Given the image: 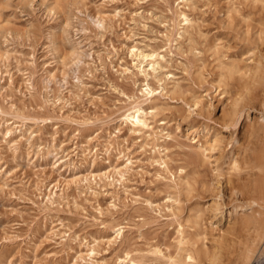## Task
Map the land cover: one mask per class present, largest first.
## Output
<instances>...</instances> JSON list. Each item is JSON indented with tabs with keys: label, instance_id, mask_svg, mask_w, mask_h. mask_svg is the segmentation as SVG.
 Here are the masks:
<instances>
[{
	"label": "rangeland",
	"instance_id": "obj_1",
	"mask_svg": "<svg viewBox=\"0 0 264 264\" xmlns=\"http://www.w3.org/2000/svg\"><path fill=\"white\" fill-rule=\"evenodd\" d=\"M245 215L264 0H0V264H264Z\"/></svg>",
	"mask_w": 264,
	"mask_h": 264
},
{
	"label": "bare ground",
	"instance_id": "obj_2",
	"mask_svg": "<svg viewBox=\"0 0 264 264\" xmlns=\"http://www.w3.org/2000/svg\"><path fill=\"white\" fill-rule=\"evenodd\" d=\"M184 15V19L186 20V21H189V18H188V16L186 15V14H183ZM181 26V25H180ZM153 65V69L152 70H154L155 68H154V64H152ZM143 72H144V74L147 76L148 75V73L146 72V69H144L143 68V70H142ZM259 74V73H258ZM150 85V84H149ZM147 86L146 88H144V89H141L142 90V97H143V99L144 100H150V101H152V99H153V95H154V92H155V89H153L152 87H150V86ZM248 91V90H247ZM140 101L134 106V111H132V112H128L127 114H125L124 115V117H125V121H126V123H130L132 126H133V129L135 130V129H137V128H140V127H146V128H149V127H152L151 125H150V123L148 122V118H147V114L149 113V112H147L140 104ZM159 107V106H158ZM158 142V141H157ZM212 146H214V145H212ZM208 160V159H207ZM239 161V160H238ZM245 161H247V159H245ZM239 165V164H238ZM237 165V166H238ZM236 166V167H237ZM181 172V171H180ZM252 187V186H251ZM255 202V201H254ZM220 208H221V204L220 203H213V204H211L210 206H209V209L214 213V212H216V211H219L220 210ZM244 209V205H236V206H234V208L233 209H230V210H228L229 211V216H232L233 214H239L240 213V210H243ZM221 210H223V209H221ZM212 212H211V214H212ZM213 215V214H212ZM223 216V215H222ZM244 219H245V223L246 224H249L250 225V223H253V224H255L257 227H261L262 228V232L264 233V224L263 225H261L260 224V222L258 221V220H251V218H250V216L249 215H245V217H244ZM243 223V222H242ZM251 226H252V224H251ZM233 227V226H232ZM236 227V226H235ZM250 227V226H249ZM246 228H248V227H246ZM252 228V227H251ZM120 234H121V232H118V236L117 237H119L120 236ZM118 239V238H117ZM185 240V239H184ZM257 241V240H256ZM180 242H182V240H180ZM219 244H217V246H218ZM250 245V244H249ZM217 246H214L215 248L217 247ZM220 246V245H219ZM225 247V246H224ZM220 248V247H219ZM222 248V247H221ZM224 249V248H223ZM221 250V249H220ZM219 250V251H220ZM215 251V250H214ZM218 251V250H217ZM219 251H218V253H219ZM224 252V251H223ZM247 252H249V254L250 253H254V250H253V248H249L248 249V251ZM217 253V254H218ZM218 255H220V254H218ZM214 256H216V253H215V255ZM213 256V257H214ZM222 256V255H221ZM188 257H189V259H191V260H193V261H195L196 259H197V255H196V251L195 250H193V251H190L189 252V255H188ZM205 257V256H204ZM217 257V256H216ZM223 257V256H222ZM246 257H248V256H246ZM217 258H220V257H217ZM245 258V257H244ZM214 259V258H213ZM224 259V258H223ZM246 259V258H245ZM222 260V259H221ZM219 261H220V259H219ZM224 261V260H223ZM133 263H136V264H138L137 262H135V261H133ZM224 263V262H223Z\"/></svg>",
	"mask_w": 264,
	"mask_h": 264
}]
</instances>
